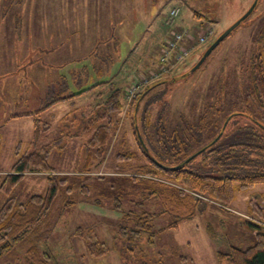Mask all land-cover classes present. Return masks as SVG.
I'll return each instance as SVG.
<instances>
[{"label":"rangeland","instance_id":"1","mask_svg":"<svg viewBox=\"0 0 264 264\" xmlns=\"http://www.w3.org/2000/svg\"><path fill=\"white\" fill-rule=\"evenodd\" d=\"M253 2L0 0V204L11 196L22 202L45 194L48 185L47 175L43 173L27 177L10 196L1 190L20 155L36 147L62 140L52 152L50 163L58 174L71 178V183L64 185L57 198L53 215L39 230V236L30 235L19 242L10 255L0 259V264H41V259L47 264H221L218 252L228 253L233 246L246 249L255 243L256 233L247 221H255L264 228V221L252 210L255 204L264 207V185L238 194L229 207L203 197L201 201L206 203V208L201 214L196 212L190 220L179 222V228L166 230L164 228L175 224L174 216L164 214L146 218L143 214L144 211L160 214L164 210L162 197L140 201L137 190L129 192L124 187L111 190L109 184L129 186L133 183L129 178L136 173L143 176L139 170L147 164L139 152L131 119L132 104L141 93L133 99L128 95L135 86L142 84L140 92H146L166 77L145 84L149 75L145 74L147 67L142 63L148 59L158 61L160 47L173 31L190 33L195 38L201 24L210 21L207 26L212 28L214 35L209 41L219 37L250 9ZM172 7L181 11L176 18L170 17ZM195 14H203L206 19H198ZM210 43L199 45L178 66L179 73L186 74L192 69ZM193 44H198V40ZM262 52L264 0H260L249 19L222 42L200 71L175 84L158 85L143 97L139 120L144 137L148 140L146 129H142L145 123L153 124L159 112L168 115L172 128L198 123L214 93L220 96L222 103L225 100L229 104H240L248 80L243 70L254 55ZM106 64L110 65V75H101L105 80H100L98 70L107 72ZM176 69L171 73H178ZM105 81L114 82L116 89L123 91L124 106L113 115L115 128L104 162L98 163L93 155L89 156L88 150L95 109L105 102L100 88L92 90L93 96H79L75 105L58 103L39 117H14L40 111L60 95L65 85L69 88L73 85V91H82L88 88L86 84L94 86ZM218 81L223 87L220 91ZM228 92L232 93L231 99ZM38 119L47 125L34 142ZM249 126L248 121L238 119L229 134L237 132L239 127ZM216 134L213 129L205 131L200 142L188 137L192 150L201 148ZM228 141L226 139L223 144ZM18 146L20 155L16 153ZM126 151L133 152L134 160L118 162L116 156ZM203 158H199L198 164L206 169L208 165ZM88 161L93 162L95 169L90 173L81 171ZM98 177L103 179L98 180ZM156 181L170 188L181 187L170 176ZM252 196L257 199L252 200ZM116 197L121 199L127 212L114 210ZM125 213L135 218L126 220ZM123 222L128 229L126 240L120 237L123 236ZM148 222L152 227L147 226ZM144 225L146 227L141 228ZM160 229L164 230L158 232ZM136 230L141 232L140 239L132 238ZM90 233L108 244L112 251L99 259L89 257L85 242L79 236ZM33 246L39 250L36 255L40 261L30 254Z\"/></svg>","mask_w":264,"mask_h":264},{"label":"trees","instance_id":"2","mask_svg":"<svg viewBox=\"0 0 264 264\" xmlns=\"http://www.w3.org/2000/svg\"><path fill=\"white\" fill-rule=\"evenodd\" d=\"M195 17L198 19H206L203 14H195ZM207 25H210V21H206V24H201L202 27L199 35L195 38L193 37L194 41L192 40L190 42L191 44L194 42L197 43L198 38L207 31L209 27ZM174 32L171 33L170 38ZM217 38L218 35L209 41L211 42L210 45ZM166 42L167 40L161 45L160 54ZM209 46H206V49H204L200 57ZM211 55L197 71H200L205 66ZM106 65L108 72L110 71V65ZM159 67L160 65L155 70L146 71L145 74L150 75L151 72L157 71ZM99 71L103 70H98L97 75L99 77L101 74L102 76L110 75V72L103 73L104 71L99 74ZM177 72L162 80L159 84L150 86L146 92H139L141 94H138L139 96L137 95L138 98L136 97V100L134 99L135 101L132 104L131 119L133 123V134L137 140L139 152L147 163L139 170V172L143 173V176L136 173L129 178L133 183L126 187L125 185L117 186L114 182H109L111 190L119 187H124L129 192L137 190L141 195L140 201L143 199L148 200L152 197H162L164 210L160 214L152 211H144L143 214L146 218H157L164 214L174 216L176 219L175 224L164 228L166 230L179 228V222L190 220L193 216H196V212L201 214L206 208V203L201 201L203 197L214 201L222 207H229L235 202L238 194L250 191L256 186L264 185V52L254 55L243 70V73L248 74V80L247 86L245 84L244 87L245 95L244 97L243 95L241 96L242 102L240 104L236 102H230L229 104V101L225 102V100L222 103L220 96L214 93V95L210 96V102L198 123L185 124L184 126L178 125L175 128H172L170 125L171 122H169L168 115L164 112H159L153 124L145 123V127L142 128L146 129L147 140L141 131L139 120L143 97L158 85L175 84L177 81L186 80L191 76L186 77L185 74L179 73L180 70ZM100 80L105 79L101 78ZM105 82L97 83L90 88L82 90L78 94L69 91L64 93L66 89H69V86L64 84L65 88L60 92V95L52 98L40 111L25 115H16L14 117H39L41 113L58 103L70 101L93 89L102 88L101 93L105 97V102L104 105L97 106L98 108L95 109L97 113H95L91 121L93 133L89 140L88 150L89 156L93 155L95 159L99 160L98 163L104 162L105 154L113 136V128H115L113 115L119 113L124 106L122 100L123 91L119 88L116 89L114 82L109 84ZM218 83V91H220L223 87L221 81H218ZM103 87L107 90L104 91ZM228 97L229 99L232 98L231 92H228ZM224 106L227 108H222ZM240 106L241 109H238ZM238 119L248 121L250 126L247 128L239 127L236 130L237 132L229 134L230 128ZM146 120L147 118H145V122ZM46 125L43 120H37L35 124L34 142L45 131ZM212 129L217 131L216 136L201 148L199 147L193 151L192 143L189 142L188 137L191 136L193 140L200 142L203 133ZM217 138L218 140L214 142ZM226 139H229V141L223 144ZM60 141L62 140L52 145L36 147L33 151L22 155L18 152L21 144L17 147L16 153L20 157L13 165L12 173L6 176L1 185V190L7 196H10L20 183L26 180L27 177H30V175L36 173L47 175L48 187L45 194H37L26 201L20 202L11 196L0 204V259L10 255L16 245L28 236H39V230L42 225L53 215L57 198L63 190L64 185L71 183V178L58 174L57 169L50 163L52 152L56 149V145L60 144ZM203 149L204 151H202ZM198 152L200 153L196 157L187 162L189 158ZM133 157V152L126 151L119 153L116 156V160L118 162H124L126 159L134 160ZM202 157H204L203 161L208 165L206 169H202L198 164L199 158ZM86 164L81 171L90 173L95 169L93 162L88 161ZM162 176H170L181 187L173 186L170 188L169 185L166 186L157 182L156 180ZM99 179L102 180L103 178L98 177ZM135 185H138V187H134ZM86 187L88 188V186ZM157 187L160 188L158 189ZM195 197L200 199H196ZM256 199L255 196H252V200ZM115 200L117 203L114 210L121 213L127 212L125 207L123 208L122 206L121 199L116 197ZM251 202L252 204L255 203V201ZM252 210L264 221L263 206L255 204ZM124 216L126 220H131L134 217L132 215L129 216V213L128 215L125 213ZM126 222L121 224L123 236L120 237L124 240L127 237L125 235L128 234ZM247 223L253 229L252 231L256 233L255 243L246 249L233 246L228 253L218 252L217 259L219 263L264 264V228L255 221H247ZM147 226L152 227L149 222ZM144 227L146 225L141 226V228ZM164 229H160L158 232H162ZM140 233V230H136L132 238L140 239L142 237L138 236ZM79 237L85 242L89 257L99 259L112 251L108 244L98 240L97 236H92L91 233ZM117 244L118 240L115 242L116 248ZM129 251L134 253V249L130 248ZM30 252L31 255L36 256L40 261L39 255H36L39 252L37 246H33ZM41 261V264H47L42 259Z\"/></svg>","mask_w":264,"mask_h":264},{"label":"built area","instance_id":"3","mask_svg":"<svg viewBox=\"0 0 264 264\" xmlns=\"http://www.w3.org/2000/svg\"><path fill=\"white\" fill-rule=\"evenodd\" d=\"M179 14V8H172L170 10V17L172 18L178 17ZM213 34L212 28H208L207 31L198 38V44H191L190 42L192 40L194 41V39L190 34H185L184 32L176 30L162 48L159 69L151 72L148 78L144 80V83L148 84L149 82H155L167 77L180 64L184 63V61L197 50L199 45H204ZM182 42L183 44H181ZM186 42L189 43L188 46L185 44ZM141 87L142 84L141 86H135L130 91L128 98L130 96V99H133L137 93L140 92Z\"/></svg>","mask_w":264,"mask_h":264},{"label":"water","instance_id":"4","mask_svg":"<svg viewBox=\"0 0 264 264\" xmlns=\"http://www.w3.org/2000/svg\"><path fill=\"white\" fill-rule=\"evenodd\" d=\"M259 3V0H254V3L252 4V6L250 7V9L239 19L237 20L232 26H230L227 30H225L208 48L207 50L204 52V54L201 56V58L199 59V61L197 62V64L190 69L185 76L189 77L190 75L194 74L197 70H199L200 67H202V65L206 62V60L208 59V57L214 52L215 49H217V47H219L222 42L234 31L236 30L241 24H243L251 15L252 13L255 11L257 5ZM139 133V132H138ZM140 136V135H139ZM220 137V136H219ZM218 140V138L214 141L216 142ZM204 151V149L202 150ZM201 151V152H202ZM200 152H198L197 154H195L194 156H192L191 158H189L187 160V162L191 161L194 157H196Z\"/></svg>","mask_w":264,"mask_h":264},{"label":"crops","instance_id":"5","mask_svg":"<svg viewBox=\"0 0 264 264\" xmlns=\"http://www.w3.org/2000/svg\"><path fill=\"white\" fill-rule=\"evenodd\" d=\"M160 56V55H159ZM143 66L144 67H147V71H150V70H152V69H154L155 70V67H156V65H157V67H158V65H159V62L157 61V62H150V60L148 59V60H145L143 63ZM179 69V68H178ZM103 71H99V74H101ZM110 71H108L107 73H109ZM146 72V71H145ZM104 73V72H103ZM70 74H71V76H73L72 75V71H70ZM102 75V74H101ZM140 75H141V73H140ZM98 79H101L100 77H98ZM92 81H95V79L93 78L92 79ZM86 86H88V88L91 86V84H86ZM105 87H103V89H104ZM73 85H71L70 86V88L69 89H66L65 91H64V93H67L68 91L69 92H73L74 94H78L79 92H81V91H79V90H77V91H73ZM101 90H102V88H100ZM51 90V89H50ZM61 91H63V90H60V92ZM93 92L94 91H89L87 94H85V95H94L93 94ZM85 95H83V96H81L80 95V98H83V97H85ZM65 96V95H64ZM79 97V96H78ZM78 97H75L74 99H72V100H70V101H65V102H61V104H64V105H75L76 104V101H77V98ZM58 109H60V108H58Z\"/></svg>","mask_w":264,"mask_h":264}]
</instances>
